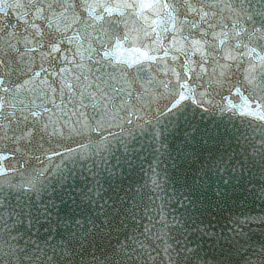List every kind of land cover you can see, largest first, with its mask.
Here are the masks:
<instances>
[{
	"label": "snow or ice",
	"instance_id": "obj_1",
	"mask_svg": "<svg viewBox=\"0 0 264 264\" xmlns=\"http://www.w3.org/2000/svg\"><path fill=\"white\" fill-rule=\"evenodd\" d=\"M0 264H264V0H0Z\"/></svg>",
	"mask_w": 264,
	"mask_h": 264
}]
</instances>
